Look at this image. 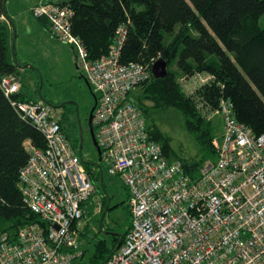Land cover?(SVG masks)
I'll return each instance as SVG.
<instances>
[{
    "label": "built area",
    "instance_id": "built-area-1",
    "mask_svg": "<svg viewBox=\"0 0 264 264\" xmlns=\"http://www.w3.org/2000/svg\"><path fill=\"white\" fill-rule=\"evenodd\" d=\"M33 13L74 49L77 67L98 95L93 124L102 159L130 193L131 226L105 264H264V135L236 118L233 101L222 100L213 113L223 119V132L213 140L216 159L192 176L146 130L131 98L152 71L121 62L127 30L120 28L108 54L94 60L73 33L69 5L41 2ZM0 84L46 141L45 149L26 143L30 158L19 177L26 204L44 224L25 225L13 239L1 234L0 264H73L85 254L77 225L95 184L57 109L14 98L22 87L19 75L0 76Z\"/></svg>",
    "mask_w": 264,
    "mask_h": 264
},
{
    "label": "trees",
    "instance_id": "trees-1",
    "mask_svg": "<svg viewBox=\"0 0 264 264\" xmlns=\"http://www.w3.org/2000/svg\"><path fill=\"white\" fill-rule=\"evenodd\" d=\"M52 3L71 7L73 33L83 39L92 59L108 54L118 30L124 27L128 33L122 46V63H141L150 66L152 71L159 59L168 62L166 76L157 78L152 72L150 80L138 88L140 92H133L131 98L145 115L146 130L162 144L168 157L172 151L171 137L150 121V111L175 109L185 116L187 128L201 144L202 152L201 157L188 161L180 158L190 175L197 176L204 162L215 160L217 156L213 124L202 113L201 105L215 110L222 100L230 99L236 118L257 136L264 135V0H65ZM3 16H6L5 0H0V76L18 75L21 65L9 59L10 34ZM197 75H208V79L192 94L186 93L180 79ZM14 98L24 102L39 101L22 90ZM40 99L55 108L66 106ZM147 101L153 105H147ZM64 120L61 125L67 134ZM79 139L81 141V137ZM27 140L39 149L46 148L44 135L20 115L0 84V235L8 232L12 239L25 225L44 224L40 215L26 204L19 185L20 170L30 158L25 145ZM98 157L99 162H87L83 156L82 159L95 184V193L99 184L103 186L102 214L107 203L110 202L107 212L119 204L112 205V196L106 194V171L101 164L104 160ZM95 193L83 203L84 210ZM129 197L128 190L127 201ZM90 209L91 206L85 210L84 218ZM119 240L116 235L111 236L110 243L100 239L92 261L95 264L105 261Z\"/></svg>",
    "mask_w": 264,
    "mask_h": 264
},
{
    "label": "rangeland",
    "instance_id": "rangeland-1",
    "mask_svg": "<svg viewBox=\"0 0 264 264\" xmlns=\"http://www.w3.org/2000/svg\"><path fill=\"white\" fill-rule=\"evenodd\" d=\"M55 43L58 44L56 52L47 50L45 51L46 53H43L44 51L38 53L34 50L36 48L32 46L29 39L26 41L25 46L22 45L24 48L20 46L17 49L18 55L22 56L24 54L30 60L26 61V64L24 63V65L30 67L26 66L27 68L24 70L19 69L18 75L21 77V90L24 89L23 91L33 98L50 100L56 106L66 105L57 109L63 112L64 122L69 125L66 126V132L70 136L77 153L79 154V138L81 137L80 132L82 129L84 138L83 159L87 162H99L98 153L92 142L89 128L90 112L95 103L94 93L81 76L83 72L76 67L77 63L76 65L74 62L70 63L74 66V69L70 68L67 59L69 54L65 53L64 44L56 38ZM66 48L70 50V47ZM69 56L73 58V52ZM207 79L208 75H197L191 79L182 77L180 83L186 93L192 94ZM134 92H140V89ZM146 103L149 106L153 105L150 101ZM201 107L202 113L205 114L208 120L212 121L215 137L220 135L223 132V119L221 116L218 113L213 114L215 110H207L202 105ZM150 115L152 117L150 121H154L164 134L171 137L172 151L170 158L178 157L188 161L191 158L202 156L201 144L197 141L195 135L188 130L185 116L181 112L175 109H151ZM101 164L106 171V187L110 196H112L111 204L119 205L107 212L103 220V228H101L100 220L103 215L101 216L100 214L104 192L103 186L99 184V189L91 201L93 206L87 217L83 219V222H87L89 225V232L87 233L86 229V232L81 231L83 234L81 233L79 236L80 248L84 249L85 254L83 257L76 258L73 264H95L92 261V257L97 251L96 243L102 238L111 239L113 234L110 232L125 233L127 227L131 226L132 223L130 206L128 205L129 200L127 201V188L119 176L109 174L108 167L104 161H101ZM109 203H107L106 209ZM94 209L97 211L96 214L93 212Z\"/></svg>",
    "mask_w": 264,
    "mask_h": 264
},
{
    "label": "crops",
    "instance_id": "crops-1",
    "mask_svg": "<svg viewBox=\"0 0 264 264\" xmlns=\"http://www.w3.org/2000/svg\"><path fill=\"white\" fill-rule=\"evenodd\" d=\"M45 1L46 2L47 1L63 2L65 0H5L6 16H4L5 18H3V19L5 20V23L9 28V34H10L9 35V38H10L9 39V59L13 63H16V64L19 63L21 65L20 70H24L25 68L30 67L28 65H24V63L26 64V61H30L28 59V57L22 53H21L22 56H20L17 53V49L20 46L22 48H24L23 46L26 45L25 43L28 39L31 42L32 46L34 48H36L34 50L37 51L38 53L42 52V51H44L43 53H46L45 51H47V50L49 52H56V50L58 49V44L55 43L56 37L54 38V36H52L51 30H50V24H49L48 20L45 18L35 17V15L33 14L34 6L38 5L41 2H45ZM57 40H59V39H57ZM63 44H64L63 48H64L66 54L70 55L71 52H73V54H74L73 58L69 55L67 56L70 68L74 69V66L72 64H70V63L74 62V64L76 65V55H75L74 49L69 44H66V43H63ZM66 47H70L71 52ZM76 67H77V65H76ZM204 76H206V75H204ZM23 90H22V92L25 95H27L28 97H31L29 94H27ZM31 98H33V97H31ZM35 99H37V98H35ZM40 100L41 99L39 98V101ZM57 114L60 116V119L62 121V119L64 118L63 112L61 110L57 109ZM66 126H69V125H66ZM29 141L30 140H27L25 142V145ZM108 194H109V192H108ZM89 206L92 207V205L89 204L88 207L85 209L86 211L89 209ZM93 212L95 214L97 213V211L95 209ZM100 215L102 216L103 213ZM88 227H89L88 223L83 222V220H82L77 225L78 235L80 236L83 231L86 232V229H87V233H88L89 232ZM102 239H106V238H102ZM106 240L110 243L111 239H106Z\"/></svg>",
    "mask_w": 264,
    "mask_h": 264
},
{
    "label": "water",
    "instance_id": "water-1",
    "mask_svg": "<svg viewBox=\"0 0 264 264\" xmlns=\"http://www.w3.org/2000/svg\"><path fill=\"white\" fill-rule=\"evenodd\" d=\"M168 65L169 64H168V62L166 60H164L163 58L159 59L158 61H156L153 64V67H152L153 75L155 77H157V78H162V77L166 76L167 73H168ZM81 76L85 79L86 83L88 84L90 89L93 91L92 86H91L90 82L88 81V79L86 78V76H84L83 74ZM93 93H94L95 103H94V106H93V108L91 109V112H90L89 128H90V133H91V138H92L93 144L96 147L98 155L100 156V160H101L102 159V151H101V148H100V146L98 144V141H97V138H96V134H95V128H94V124H93V117H94L95 109L97 107L98 98H97V96H96L94 91H93ZM80 135H81V141H80L79 152H80V156L82 157V147H83V144H82V142H83L82 129H81ZM106 194L108 195L107 191H106ZM106 212H107V209L103 213L102 219L100 220V227L101 228H103L102 224H103V219L105 217ZM110 233L113 234V235H116V236H118L120 238L119 242L115 246V249H114V251H115V250H117L120 247V245L123 242V233H116V232H110ZM111 254L101 264H105L107 262V260L110 258Z\"/></svg>",
    "mask_w": 264,
    "mask_h": 264
}]
</instances>
